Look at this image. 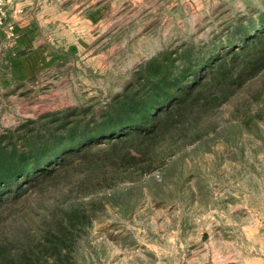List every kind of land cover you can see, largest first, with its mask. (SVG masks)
I'll list each match as a JSON object with an SVG mask.
<instances>
[{"label":"rangeland","instance_id":"374dc122","mask_svg":"<svg viewBox=\"0 0 264 264\" xmlns=\"http://www.w3.org/2000/svg\"><path fill=\"white\" fill-rule=\"evenodd\" d=\"M14 1L0 28L15 39L16 57L34 54L39 68L21 88L0 90V134L27 119L97 110L158 53L202 44L264 4L61 0L48 17L34 11L33 40H17L7 12ZM214 118L216 132L174 143L151 174L87 193L74 189L85 177L76 173L56 190L52 200L79 203L92 219L75 264H264V73Z\"/></svg>","mask_w":264,"mask_h":264},{"label":"trees","instance_id":"16d2710c","mask_svg":"<svg viewBox=\"0 0 264 264\" xmlns=\"http://www.w3.org/2000/svg\"><path fill=\"white\" fill-rule=\"evenodd\" d=\"M262 6L202 44L158 53L97 110L27 119L2 132L0 264H75L92 219L79 203L52 200L69 177L85 174L77 192L112 187L160 168L174 143L216 132L217 111L264 73Z\"/></svg>","mask_w":264,"mask_h":264},{"label":"crops","instance_id":"0c3cea01","mask_svg":"<svg viewBox=\"0 0 264 264\" xmlns=\"http://www.w3.org/2000/svg\"><path fill=\"white\" fill-rule=\"evenodd\" d=\"M61 0H15L9 5L7 12L9 19H14L15 30L19 32L16 39L22 40L34 39V31L39 29L38 23L34 22V11L37 14L43 13L48 17L51 10L63 6ZM48 12V13H46ZM49 21V20H48ZM18 37V38H17ZM4 29L0 28V90L1 92H10V88H21L27 78L35 75L38 71V63L35 61V55L29 54L25 57H16V49L12 48L15 39L8 40ZM13 51V52H12ZM34 56V57H33ZM2 63L7 70H4ZM5 73V74H4ZM5 78L2 80V78ZM1 84H3L1 86ZM7 88V89H5ZM15 89L12 90L14 92ZM16 94L19 91H15Z\"/></svg>","mask_w":264,"mask_h":264},{"label":"built area","instance_id":"2783aa9c","mask_svg":"<svg viewBox=\"0 0 264 264\" xmlns=\"http://www.w3.org/2000/svg\"><path fill=\"white\" fill-rule=\"evenodd\" d=\"M13 0H0V27H3L6 24V7ZM12 28V26H10Z\"/></svg>","mask_w":264,"mask_h":264}]
</instances>
